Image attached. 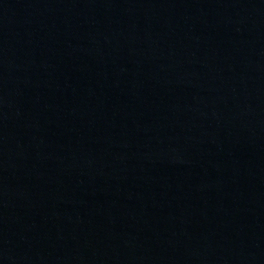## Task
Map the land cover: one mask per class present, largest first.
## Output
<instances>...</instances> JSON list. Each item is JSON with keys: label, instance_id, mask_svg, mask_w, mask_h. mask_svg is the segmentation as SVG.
Returning a JSON list of instances; mask_svg holds the SVG:
<instances>
[{"label": "water", "instance_id": "1", "mask_svg": "<svg viewBox=\"0 0 264 264\" xmlns=\"http://www.w3.org/2000/svg\"><path fill=\"white\" fill-rule=\"evenodd\" d=\"M99 264H264V53Z\"/></svg>", "mask_w": 264, "mask_h": 264}]
</instances>
